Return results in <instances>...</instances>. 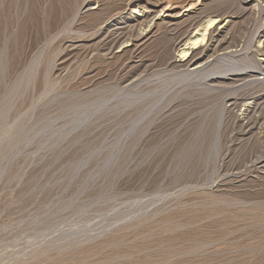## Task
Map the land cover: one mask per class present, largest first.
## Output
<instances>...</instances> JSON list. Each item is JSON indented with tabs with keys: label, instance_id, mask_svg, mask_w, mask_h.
Masks as SVG:
<instances>
[{
	"label": "rangeland",
	"instance_id": "374dc122",
	"mask_svg": "<svg viewBox=\"0 0 264 264\" xmlns=\"http://www.w3.org/2000/svg\"><path fill=\"white\" fill-rule=\"evenodd\" d=\"M32 1L29 10L42 6ZM51 1L58 16L47 22L0 5L1 31L19 39L0 58V263L264 264V119L259 144L234 125L222 146L188 143L205 103L168 109L144 129L131 108L79 122L100 97L111 104L114 90L160 69L96 51L126 32L111 27L118 12L145 5L178 17L198 0H106L107 21L83 10L73 21L72 0ZM108 24L112 37L100 30ZM249 92L240 94L262 95Z\"/></svg>",
	"mask_w": 264,
	"mask_h": 264
},
{
	"label": "bare ground",
	"instance_id": "6f19581e",
	"mask_svg": "<svg viewBox=\"0 0 264 264\" xmlns=\"http://www.w3.org/2000/svg\"><path fill=\"white\" fill-rule=\"evenodd\" d=\"M9 1L14 2V5L16 3L18 8L21 6L18 12L20 20L34 19L47 22L57 15L51 10L53 5L51 0H43L42 6H37V9L32 7L31 10L29 8L34 4H31L32 0V2L6 0V3ZM251 1L254 3L243 5L244 0H198L196 3H189L178 17L169 14V17L167 15L163 18L164 9L158 13L150 10L149 13L145 5L132 9L128 15L125 14L126 16H123V12H118V17L111 21L113 23L111 27L124 25L122 29L123 31L126 29V32H122V35L117 34L120 36H116L109 42L107 40V43L96 51L103 56H113V58L119 52L117 56L126 57L127 55L129 61L136 55L137 62H132L134 66L132 69L136 67L148 69L152 64L160 69H154L150 73L143 70L140 72L143 76L136 82L131 84L132 80L131 85L128 84L127 87L115 88L117 90H114L116 96L113 94L114 104L108 103L113 99L110 95V100L101 98L100 95L97 104L90 106L86 117L81 118L79 122L109 114L116 116L131 108L127 116L138 123L134 125H141L138 129H144L145 126L159 121L168 109L172 110L180 106L196 107L205 103L208 104L209 109L205 108L208 110L206 112L203 110L204 114L203 116L201 114L197 131L190 138L192 140L187 141L188 143L200 144L208 139L216 146L231 144V139L224 137V134L232 126L239 125L248 129L244 140L252 139L254 144H259L255 133L256 121L259 123L264 119L262 118L264 112V0H259L260 3L256 0ZM63 2L65 3L64 0ZM105 3L106 0H72L68 14L74 21L83 10L90 18L107 21L110 6ZM197 6L200 7L194 13L183 16ZM155 17L157 18L153 21ZM109 25L101 26L100 30L105 32L109 29ZM107 31L106 33L110 35V30ZM14 35L1 31L0 28L2 64L8 62L10 47H15L19 41L18 36ZM140 38L143 44L137 47V44L134 45L132 41ZM147 50L154 53V60L150 58L151 61L143 60L142 54ZM100 60L101 55L99 58L91 59L93 65ZM249 70L259 72L260 76ZM261 75L262 78H260ZM237 83L240 84L236 85ZM245 91L262 93V95L254 96L253 94L248 97L240 94ZM134 125L133 128L136 127ZM126 137L129 138V135ZM133 138L131 140L134 142ZM124 142L125 140L121 144ZM5 263L2 262V264ZM19 263L18 260H14L10 264Z\"/></svg>",
	"mask_w": 264,
	"mask_h": 264
}]
</instances>
